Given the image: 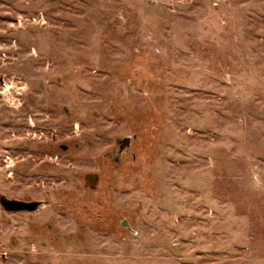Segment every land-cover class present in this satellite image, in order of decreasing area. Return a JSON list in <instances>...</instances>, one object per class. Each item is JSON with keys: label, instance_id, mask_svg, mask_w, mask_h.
<instances>
[{"label": "rangeland", "instance_id": "rangeland-1", "mask_svg": "<svg viewBox=\"0 0 264 264\" xmlns=\"http://www.w3.org/2000/svg\"><path fill=\"white\" fill-rule=\"evenodd\" d=\"M2 195L0 264H264V0H0Z\"/></svg>", "mask_w": 264, "mask_h": 264}, {"label": "flooded vegetation", "instance_id": "flooded-vegetation-1", "mask_svg": "<svg viewBox=\"0 0 264 264\" xmlns=\"http://www.w3.org/2000/svg\"><path fill=\"white\" fill-rule=\"evenodd\" d=\"M126 137H129L128 141H126ZM126 137H123V138L119 139L116 142V149L115 150L117 152L115 153L114 158H113L115 163H119L123 159V155H125V154L126 155H128V154L132 155V157L134 159V154L133 153H129L130 146H131V143H132V138L130 136H126ZM61 147L63 149H67V146H65V145H62ZM93 178H94V183H93L94 185L92 184V187L93 186L95 187V185L98 183V177H93ZM86 183H90L88 179H86ZM7 200L18 202V204H16L17 208H14L15 204L12 203V202H9L7 204L6 203ZM0 202H1V205H2L3 209H7V210H10V209H19V210L37 209L39 207V205H40L39 201H26V200H20V199H10V198H6L4 195H2L0 197ZM34 202L38 203L37 207L36 208H31L30 204H32Z\"/></svg>", "mask_w": 264, "mask_h": 264}, {"label": "water", "instance_id": "water-1", "mask_svg": "<svg viewBox=\"0 0 264 264\" xmlns=\"http://www.w3.org/2000/svg\"><path fill=\"white\" fill-rule=\"evenodd\" d=\"M128 140H129V137H126V141H128ZM9 202L14 203L15 204V207L14 208H17L16 207L17 206L16 204H18V202L7 200L6 203L8 204ZM37 204H38L37 202H34V203L30 204L31 205V208H36L37 207ZM10 210H19V209H10ZM29 210H35V209H29ZM123 224L125 225V222Z\"/></svg>", "mask_w": 264, "mask_h": 264}]
</instances>
